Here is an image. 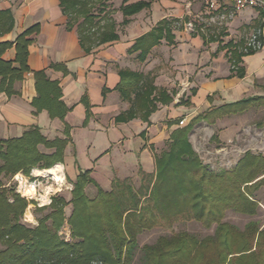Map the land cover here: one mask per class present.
<instances>
[{
    "label": "trees",
    "instance_id": "16d2710c",
    "mask_svg": "<svg viewBox=\"0 0 264 264\" xmlns=\"http://www.w3.org/2000/svg\"><path fill=\"white\" fill-rule=\"evenodd\" d=\"M151 3L152 0H146L123 4L124 24L129 23L128 17L150 8ZM60 5L67 16V27L77 30L87 53L119 39L111 0H60ZM259 12L264 16L263 9ZM177 22L178 19L160 21L138 38L130 51H140L138 57L145 61L162 39L173 41L172 26H177ZM13 26L12 12L0 10V36ZM261 29V22H257L254 30ZM37 30L35 25L14 42L0 43V91L13 94L15 81L30 70L27 61L30 36ZM12 46L16 48L15 60L2 59ZM257 50L244 43L232 52L236 75H245L242 58ZM14 62L19 66H14ZM119 73L121 81L117 89L131 106L117 116V121L138 116L148 120L158 109V103L171 100L167 91L154 85L152 74L131 69H120ZM35 76L40 96L33 103L38 110L46 108L52 117L63 119L68 108L61 101L59 83L49 80L44 71L36 72ZM255 104L264 105V96L224 104L173 130L167 148L156 155L155 172L140 169L138 189L115 178L111 190L99 187L91 197L86 187L95 183L92 170H82L72 183L70 199L60 193L53 195L49 205L39 208L48 212L34 226L22 221L29 201L13 192L5 180L19 172L29 175L35 167L49 169L62 162L69 135L50 141L35 126L21 137L0 140V264H132L139 236L144 231L172 228L180 221H197L207 229L216 225V235L202 239L189 232L161 236L156 243L142 247V264H264V226L251 221L242 230L224 221L230 210L247 216L259 213L256 194L264 188V154L246 151L232 169L216 171L203 161L189 139L196 123L212 124L217 117L243 113ZM40 145L55 151L43 153ZM69 205L72 210L67 217ZM66 223L71 229L69 240L61 233Z\"/></svg>",
    "mask_w": 264,
    "mask_h": 264
},
{
    "label": "crops",
    "instance_id": "0c3cea01",
    "mask_svg": "<svg viewBox=\"0 0 264 264\" xmlns=\"http://www.w3.org/2000/svg\"><path fill=\"white\" fill-rule=\"evenodd\" d=\"M140 1L146 0H111L119 39L87 53L77 30L67 27L60 0H0V10H10L14 17L12 30L0 36V43L14 42L27 29L38 27L30 36V70L15 81L13 94L0 91V140L21 137L35 126L50 141L69 135L64 159L53 167L59 168V176L72 187L82 170L91 169L95 183L87 185V194L92 186L97 191L99 187L111 190L115 178L138 176L140 169L154 173L156 155L167 148L173 130L198 115L227 103L264 96V16L259 9L235 11L226 1L210 9L206 0H152L150 8L128 17L129 23L124 24L121 6ZM164 19L179 20L172 26L173 41L162 39L141 61L140 51L131 52V47ZM257 22L262 24V47L243 56L245 75L240 77L233 72L231 55L246 44ZM15 58V46L2 55L6 61ZM14 66L19 64L14 62ZM120 69L152 74L154 85L167 91L171 100L158 103L148 120L138 116L117 121L131 106L117 89ZM39 71L59 83L61 101L68 108L63 119L52 117L46 108L38 110L33 103L40 96L35 76ZM255 107L264 105L217 117L212 124L204 122L223 128ZM183 119V125L177 124ZM194 127L189 137L193 147ZM227 129L221 130V140L228 137ZM39 150L51 154L55 148L40 145ZM52 168L34 169L49 172Z\"/></svg>",
    "mask_w": 264,
    "mask_h": 264
},
{
    "label": "rangeland",
    "instance_id": "374dc122",
    "mask_svg": "<svg viewBox=\"0 0 264 264\" xmlns=\"http://www.w3.org/2000/svg\"><path fill=\"white\" fill-rule=\"evenodd\" d=\"M191 1L195 2L198 0ZM254 31L255 30L249 31V33H254ZM263 121L264 107H255L249 113L240 116L236 121L226 122L227 126L223 128L211 126L202 121L198 123L193 130L192 141L195 147L194 149L199 153L203 161L214 170L232 169L246 151L264 154V127L260 125ZM188 122L189 120H187L186 123ZM226 129L229 133L228 137L221 140L219 138L220 132ZM214 133L218 135V139L212 140L211 138ZM53 168H56L59 174V168ZM50 172L51 169L49 172H46L38 171V169L33 168L29 175L24 172H19L13 178H6L5 180L9 188L13 189V192L19 193L29 201V205L22 218V221L29 226L37 225L38 219L42 218L48 212L41 211L39 208L49 205L53 195L60 193L66 196L67 199L71 197L70 192L73 187L68 184L65 178H63L62 181H58L55 174ZM17 175L23 177L22 183L18 182L16 178ZM120 180L131 183L135 189H138L140 186L139 177L136 175ZM31 185H34L36 190L32 194H29L27 189L28 186ZM92 188L93 190L88 191V195L91 197H93L94 193L96 194L97 191L93 186ZM256 197L260 201V209L257 215L247 216L230 210L227 211L224 221L235 224L242 230L251 221H256L263 227L264 188H261L257 192ZM71 210V206L66 208L67 217L70 215ZM216 231V225L207 229L197 221H180L175 223L172 228L156 227L151 230H146L139 236V246L135 251L132 264H142L144 259L142 247L146 244L156 243L161 236H173L182 232H189L202 239L208 236H215ZM61 233L68 240L71 238V229L68 223L65 224Z\"/></svg>",
    "mask_w": 264,
    "mask_h": 264
},
{
    "label": "built area",
    "instance_id": "2783aa9c",
    "mask_svg": "<svg viewBox=\"0 0 264 264\" xmlns=\"http://www.w3.org/2000/svg\"><path fill=\"white\" fill-rule=\"evenodd\" d=\"M221 1H226L232 9L235 11H241L247 8H257V9H263L264 10V0H206L207 6L210 9H215L219 2ZM191 26V24H190ZM262 31L257 30L252 33L247 41H246V46L248 48H253V49H260L262 47ZM185 123V120H181L180 124L183 125ZM20 175H17L16 178L18 182L22 183L23 177H19ZM57 180V179H56Z\"/></svg>",
    "mask_w": 264,
    "mask_h": 264
},
{
    "label": "bare ground",
    "instance_id": "6f19581e",
    "mask_svg": "<svg viewBox=\"0 0 264 264\" xmlns=\"http://www.w3.org/2000/svg\"><path fill=\"white\" fill-rule=\"evenodd\" d=\"M50 173H54L56 178L58 179V181H62V178L57 173V169L56 168L55 169L53 168ZM27 191H28L29 194H32L35 191L34 185L28 186Z\"/></svg>",
    "mask_w": 264,
    "mask_h": 264
}]
</instances>
